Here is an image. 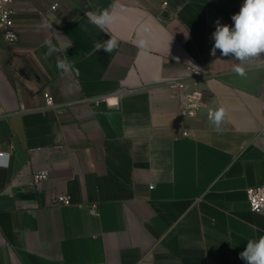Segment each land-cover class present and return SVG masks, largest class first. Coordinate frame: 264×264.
<instances>
[{
    "label": "crops",
    "instance_id": "1",
    "mask_svg": "<svg viewBox=\"0 0 264 264\" xmlns=\"http://www.w3.org/2000/svg\"><path fill=\"white\" fill-rule=\"evenodd\" d=\"M243 2L13 0L18 39L0 30V264H246L264 235L247 197L264 184V63L239 77L233 57L210 55L214 22L233 26ZM113 5L119 48L95 51L110 34L85 13ZM46 39L60 50L48 58ZM58 55L79 75L58 71ZM173 80L202 95L195 117ZM221 105L218 129L208 112Z\"/></svg>",
    "mask_w": 264,
    "mask_h": 264
},
{
    "label": "clouds",
    "instance_id": "2",
    "mask_svg": "<svg viewBox=\"0 0 264 264\" xmlns=\"http://www.w3.org/2000/svg\"><path fill=\"white\" fill-rule=\"evenodd\" d=\"M85 15L88 17L89 23L110 34L108 40L95 43V51L103 49L110 54L118 49L119 38L106 31L111 29L118 20L115 5L112 6V10L109 8L97 9L87 12ZM231 19L233 26L221 24L219 20L214 22L215 31L211 34L214 44L210 55L215 57L216 51L219 50L222 56L233 57V60L238 63L233 64L232 71L239 77H245L247 74L246 65L256 60H261L264 63V59H261V55L264 54V0H244L240 11L234 14ZM39 27L52 30V24L46 22ZM140 44L143 46L144 42L141 41ZM43 45L47 48L45 58L60 51L51 39H46ZM56 68L62 74L74 72L79 75V70L70 63V59L61 55L57 56ZM226 117L227 109L223 105L216 109H210L208 112L210 123L218 129L225 122ZM239 257L246 264H264V235L258 239L248 240Z\"/></svg>",
    "mask_w": 264,
    "mask_h": 264
},
{
    "label": "built area",
    "instance_id": "3",
    "mask_svg": "<svg viewBox=\"0 0 264 264\" xmlns=\"http://www.w3.org/2000/svg\"><path fill=\"white\" fill-rule=\"evenodd\" d=\"M13 0H0V30L4 37L10 43L18 39V32L16 29L14 14L15 9L12 6ZM166 5V3H165ZM58 4L52 6V10H56ZM170 87L176 90L177 97L180 102V113L182 117H195L200 108H202V95L199 92L186 93V82L183 80H173L168 83ZM47 106L56 107L54 97L49 93H45ZM110 99L109 97L106 99ZM185 136L188 132L184 133ZM10 153H0V158H5L2 165H7ZM49 174L46 171H38L33 174V179L36 184H42L47 181ZM247 197L250 210L254 213L264 214V184L255 187H250L247 190ZM57 205H70L71 200L68 196H60L56 199Z\"/></svg>",
    "mask_w": 264,
    "mask_h": 264
}]
</instances>
